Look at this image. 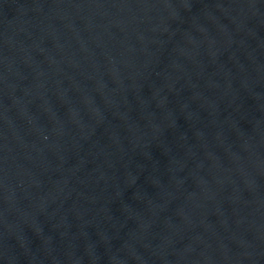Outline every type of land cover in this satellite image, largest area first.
Instances as JSON below:
<instances>
[{
    "label": "water",
    "instance_id": "95a60500",
    "mask_svg": "<svg viewBox=\"0 0 264 264\" xmlns=\"http://www.w3.org/2000/svg\"><path fill=\"white\" fill-rule=\"evenodd\" d=\"M0 264H264V0H0Z\"/></svg>",
    "mask_w": 264,
    "mask_h": 264
}]
</instances>
